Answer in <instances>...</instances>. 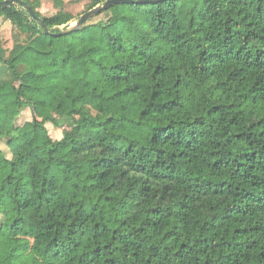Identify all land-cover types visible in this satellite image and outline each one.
Here are the masks:
<instances>
[{
  "label": "trees",
  "instance_id": "16d2710c",
  "mask_svg": "<svg viewBox=\"0 0 264 264\" xmlns=\"http://www.w3.org/2000/svg\"><path fill=\"white\" fill-rule=\"evenodd\" d=\"M104 11L0 8V264H264V0Z\"/></svg>",
  "mask_w": 264,
  "mask_h": 264
},
{
  "label": "rangeland",
  "instance_id": "374dc122",
  "mask_svg": "<svg viewBox=\"0 0 264 264\" xmlns=\"http://www.w3.org/2000/svg\"><path fill=\"white\" fill-rule=\"evenodd\" d=\"M88 0H64L63 10L72 14L73 19L67 24L60 26L64 28L68 25L74 24L75 21L79 18L80 14L85 11V7ZM106 10V9H105ZM41 15H51L58 11L57 8L53 7L52 3L48 0L41 2V6L38 9ZM103 11V10H102ZM100 12L99 14L93 16L88 20V22H93L96 20H105L111 16V12L107 13L106 11ZM111 28L119 27V24L115 20L110 19L109 23ZM14 28L12 24L3 18H0V37L4 42L5 47L12 46ZM86 37L84 35L81 38ZM81 39L79 38L78 41ZM17 88L20 90L22 96L30 101V107L23 111L21 115L20 122L31 119L32 117L40 120L43 116V101L44 98L48 95L49 91L45 87H32L25 85L21 82L16 83ZM13 106V94H0V109H8ZM51 135L55 138L60 137L61 129L53 128L51 125L48 126ZM0 147L2 148L4 155L9 157L10 153L6 145L0 141ZM2 166L0 165V168Z\"/></svg>",
  "mask_w": 264,
  "mask_h": 264
},
{
  "label": "water",
  "instance_id": "95a60500",
  "mask_svg": "<svg viewBox=\"0 0 264 264\" xmlns=\"http://www.w3.org/2000/svg\"><path fill=\"white\" fill-rule=\"evenodd\" d=\"M157 1H161V0H105L103 3L98 4L95 7L81 13L79 18L75 21L74 24L68 25L64 28H60L59 31L54 32V33L49 31V29L43 24L42 19L36 16L32 8L23 0H0V8L12 6V5L25 6L29 14L31 15V17L34 18L36 22L42 25L43 31L46 34L61 36V35H66V34H70L72 32L78 31L86 20L99 14L102 10H105L109 6H112L114 4H118V3L142 4V3L157 2Z\"/></svg>",
  "mask_w": 264,
  "mask_h": 264
}]
</instances>
